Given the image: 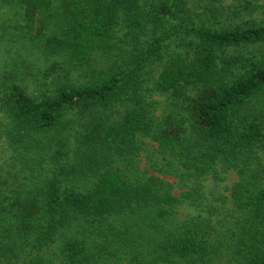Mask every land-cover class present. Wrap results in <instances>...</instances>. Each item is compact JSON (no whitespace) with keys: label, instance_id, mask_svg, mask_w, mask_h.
Segmentation results:
<instances>
[{"label":"trees","instance_id":"obj_1","mask_svg":"<svg viewBox=\"0 0 264 264\" xmlns=\"http://www.w3.org/2000/svg\"><path fill=\"white\" fill-rule=\"evenodd\" d=\"M224 250L264 264V0H0V264Z\"/></svg>","mask_w":264,"mask_h":264},{"label":"rangeland","instance_id":"obj_2","mask_svg":"<svg viewBox=\"0 0 264 264\" xmlns=\"http://www.w3.org/2000/svg\"><path fill=\"white\" fill-rule=\"evenodd\" d=\"M38 62H39V59L37 57H35L33 59V63H34L35 66H33L31 64H28L30 66L29 68L23 67L21 69L22 70V74H23V78H22L21 81H22L23 85L27 86L30 90H32V92L33 91H38L39 87H40L39 86V80L36 79V77L39 76V65L37 64ZM73 74L75 75V73H73ZM159 99H161V98H159ZM143 165H145L144 162H143ZM225 176H226V178L224 179V181H222L223 183L221 184V191L224 194H228L226 187H228L237 176L233 172L227 173V174H225ZM167 180L173 182L174 178L168 176ZM207 184H208V189L210 190L212 188L213 183L211 181H209ZM175 191L177 193L180 192V189H179L178 185H176ZM215 204H216V202H215ZM182 212L188 214L190 211L187 210V209H183ZM217 218L224 219V217H222L221 214H219V216H217ZM223 230L225 231V229H223ZM225 255H227V251L226 250L223 251L221 256L216 257L211 262V264H229Z\"/></svg>","mask_w":264,"mask_h":264}]
</instances>
